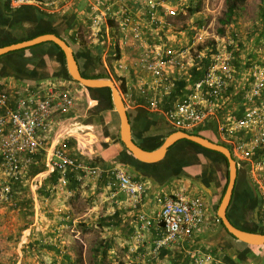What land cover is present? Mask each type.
I'll return each instance as SVG.
<instances>
[{"label": "crops", "instance_id": "1", "mask_svg": "<svg viewBox=\"0 0 264 264\" xmlns=\"http://www.w3.org/2000/svg\"><path fill=\"white\" fill-rule=\"evenodd\" d=\"M212 1L216 5L209 7L210 0H201L200 9L193 13L189 9L195 7L196 0H120V4L114 0H74L65 7L58 4L39 10L58 22L68 41L73 40L76 55L89 77L95 74L92 62H101L108 73L110 62L114 73L125 79L123 98L133 136L145 129V119L140 116L148 112V100L155 95L143 97L137 89L139 80H150V75L138 64L141 54L157 49L165 56V49L186 48L202 27H209L206 44L213 41L227 49L240 43L244 51L252 50L264 40L263 16L247 28L235 26L236 22L230 24L225 34L219 35L218 28H213L214 17L225 7L226 0ZM3 2L0 0V8ZM259 4L263 13L264 1ZM92 6L110 7L114 16L93 27ZM121 7L130 17L125 42L118 27ZM243 7L249 11L248 0ZM168 10H174L176 16L170 17ZM150 12H154L157 23L150 21ZM3 20L0 19V26L6 27L8 22ZM168 22L170 26L165 25ZM115 48L119 50L117 61L113 60ZM243 56L245 63L247 52ZM60 60L57 49L50 43L0 57V91L7 95L10 107L15 108L29 90L50 85L74 98L66 115L54 117L44 133V149L32 157L18 181L5 178L0 159V185L8 182L12 193L11 202L0 198V264H264V248L245 251L220 224L218 208L227 185L228 163L225 168L221 156L180 142L173 144L160 162L145 164L115 145L114 133L111 139L99 138L94 127L104 122L96 112L93 93L70 79L58 77L65 66ZM121 64L127 70H119ZM238 74V78L246 76V71ZM169 75L178 79L179 71L171 70ZM239 94L242 91L231 96V108L242 105L243 96ZM169 95L157 96L160 104L165 99V109L172 105ZM176 100L180 102L183 98L177 96ZM163 120L165 130H169L171 127ZM208 124L211 129L205 128L204 135L224 144L217 131L218 121L212 119ZM237 135L244 138L240 133ZM57 149L92 166H119L131 179L144 185L141 202L135 204L103 174L91 177L75 173L70 179L66 174L63 182L59 174L54 180L52 163L57 160L54 155ZM231 157L237 170L233 189L237 210H228L229 204L227 216L231 223L237 222L248 230H262L260 200L253 196L246 172L232 154ZM176 194L200 198L205 208L204 222L185 240L157 249L156 244L163 236L157 215L165 200ZM204 256H210V260L199 263Z\"/></svg>", "mask_w": 264, "mask_h": 264}, {"label": "built area", "instance_id": "2", "mask_svg": "<svg viewBox=\"0 0 264 264\" xmlns=\"http://www.w3.org/2000/svg\"><path fill=\"white\" fill-rule=\"evenodd\" d=\"M73 2L74 0H8L12 9L28 5L41 10L58 4L65 7ZM114 3L120 4V0H114ZM92 11L93 27H98L114 16L110 7L98 9L92 6ZM166 13L170 17L176 16L174 10H168ZM121 14L118 27L121 39L125 42L128 40L130 17L123 7ZM149 15L150 21L157 23L154 12ZM165 25L170 26L169 22ZM208 28L202 27L201 32L194 35L192 44L186 48H171L165 56L160 55L157 49L141 54L138 64L150 75V80H139L137 89L143 97L155 94L148 100L147 111L162 116L174 130L189 131L212 119L218 121L217 131L224 145L258 191L260 224L264 228V60L252 70L246 71V76L240 77L239 89L244 88L248 80L250 82L247 91L243 92L242 105L238 108H231L230 99L224 95L229 82L234 78L230 64L232 54L216 42L204 76L193 85L192 92L185 99L175 104L173 109L161 110L157 98H164L173 90L176 79L170 77L171 70H186L195 57H200L198 47L206 44ZM258 49L264 51V40ZM118 69L127 70V67L121 64ZM121 96L124 101V93H121ZM73 104L74 98L70 93L55 89L53 85L29 90L18 100L15 108L8 105L7 95L0 91V159L7 180L15 181L22 177L32 157L44 149V133L54 117L66 115ZM238 133L244 138L240 139ZM54 155L57 160L52 166L59 171L62 182L68 169L91 177L103 174L135 204L141 202L145 192L144 185L131 179L119 166L100 168L75 162L61 149L55 150ZM0 198L5 202L12 201L8 182L1 186ZM204 218L205 208L200 198L184 194L169 197L157 215V222L163 229V236L156 244L157 249L166 244H177L190 237L193 231L203 224ZM209 260L210 256H204L199 263Z\"/></svg>", "mask_w": 264, "mask_h": 264}, {"label": "trees", "instance_id": "3", "mask_svg": "<svg viewBox=\"0 0 264 264\" xmlns=\"http://www.w3.org/2000/svg\"><path fill=\"white\" fill-rule=\"evenodd\" d=\"M245 1L246 0H226L225 1V12H224L223 16L218 20L220 25L223 26L217 30L219 35L225 34L227 24L228 25L234 24L236 22L237 17H238V12L243 8ZM261 1L263 2L264 0H261ZM1 5L2 6L0 8V15H1L0 19H4L3 22H8V25L6 27L0 26V47L8 46L11 44H16V43H19V42L25 41V40H30V39H33L37 36H41V35H45V34H55L59 38L63 39L72 48L75 59L77 61V64H78V67L80 70V73L82 74V76L84 78H86V79H109V78H113L115 80V82L117 83L120 92L121 93L125 92V90H126V83L125 82L126 81L123 77L114 73V68H113L114 66H112V64L110 62L108 63L110 73H108L106 71V69L103 67L101 62H95V63L92 62L93 64H91V67L95 71V74L91 75V77H89V75L86 74L87 73L86 68L82 65L80 58H78V56L76 55V52H75V49H74V46L72 43L73 40H72V42L68 41V39L60 31V28L58 27L59 26L58 22L51 21L49 18L50 17L49 14L42 12L41 10H39L33 6H28V5L27 6H21V7L16 8V9H12L9 6L8 0H5V2L1 3ZM194 5H195V7L189 9V11L192 13L196 12L200 9L201 0H196ZM262 10L264 13V6H263ZM263 17H264V14H263ZM110 26H113L112 23H110ZM261 35L263 37L264 33H261ZM263 39H264V37H263ZM50 44H53V43H50ZM40 45H42V44H40ZM214 45H215V42L209 41L204 46L198 47V50L200 52V57L199 58L195 57L193 59V61L189 64V66L187 67L186 70H180L179 71L178 79L176 78V80H175V86H174L173 90H171L169 92L170 95L168 94L170 96V99H171L170 102L172 101L171 107L169 106L170 108L168 107V109H165V99H164V100H162V102L160 104L161 110L173 109L175 104L178 103L177 100L174 102V100L177 99V96L178 97L180 96L183 99H185L192 92L193 85L202 79L208 65L210 64V56L212 53H214V49H213ZM37 46H39V45H37ZM54 46L57 49L58 54L60 56V59H61L60 62L64 63L63 52L56 45H54ZM34 47H36V46H34ZM31 48H33V47H31ZM31 48H26L23 50L10 52L6 55L21 52V51L28 50ZM228 50L232 54V60H231L230 64H231L232 74H233L234 78H233V80H231L229 82V85L226 88L224 95H225V97L229 98L231 101L232 100L231 96H233L234 92L242 91V93H243V92L247 91L248 86H249L248 82H250V80H248V82L244 86V88H242L241 90H238V88L240 87L239 84L241 83L240 78H238V75H239L238 73H240L242 70L250 71V70H252V68L254 66L260 65L261 62L264 60V51H260L257 47L255 49H252V50L247 49L244 51V46L240 43L236 47H228ZM149 51L150 50H148L147 52H149ZM147 52H145V53H147ZM166 52H167V49H165V54H166ZM244 52H247V58H246L245 63H243L244 62L243 61ZM115 53H116V55H115L113 60L117 61L119 59L118 48H115ZM6 55H3V56H6ZM3 56H0V57H3ZM57 75H58V77L70 79V77L68 76L64 66L61 67V69ZM179 76H181V77H179ZM72 82L77 83L75 81H72ZM186 86L187 87L189 86L190 90H186L185 89ZM87 90L90 91L91 93H93L92 96H93L94 100L97 102L96 112H98V116L100 117V121H103L105 123V125L109 126V129H111L112 132L115 134L114 138H113V143L115 145H118L119 147H121L123 152H127L126 149L124 148L123 144L120 142L118 134H117L118 128H119L118 119H117L115 112L113 111V105L111 102V95H110L109 89L104 88V89H95V90L87 89ZM239 95H240V97L243 96V94H239ZM127 115H128V113H127ZM157 115L158 114H154V113H150V112L142 114L140 116V118L145 119V123L143 124L145 129L143 130V132H134L133 133L134 142L139 147H141L142 149H144L146 151H154L155 149H157L162 144L165 136H167L168 134H170L172 132H175V130H173L171 128L169 130H165V123H164L163 118L161 116H159V115L157 116ZM128 119H129V124L131 126V131H133L132 125L130 123L129 115H128ZM146 123H147V125H146ZM205 128L211 129V125L206 123V124H203L202 126L195 127L192 130L182 131V132L190 134V135H194V136H199V137H202V138L209 140L212 143L225 146L220 141H217V140L212 139L210 137L209 138L206 137L203 133ZM145 131H147V132H145ZM135 139H137V140H135ZM137 141H139V142H137ZM180 142L185 143L187 146H189L191 148L201 149L204 152H212V153H215V154L221 156L223 158V163H224L225 168H226L227 161L223 157V155H221L217 152H213V151L204 149V148L200 147L199 145L192 143L190 141H187V140L178 141V142H176V144L180 143ZM173 146L170 149H172ZM72 160H74L75 162H80V159H78V158H73ZM89 165H91V164H89ZM67 171L68 172H66V174H67V177L69 176L68 177L69 179L72 178V176H74L75 173L81 174L80 172L73 170V169H68ZM53 174H54L53 178L55 180V179H57V176H59V171L55 169ZM16 181H18V180L11 181V182H16ZM232 196L233 197H232V200H231V203H230L228 210H230V209L231 210H237L236 209L237 207L235 204V202H236L235 199L237 196L235 195V191L233 192ZM232 223L235 227H237L243 231H249V232L264 234V228L262 230H259V231L248 230V229L244 228L243 226H241L240 224H238L237 222L232 221ZM220 224L222 226L221 222H220ZM222 228L224 229L223 226H222ZM225 232H226V230H225ZM229 236L233 240H235L240 245L241 248H244L245 251L264 248V246L263 247H247L246 245L238 242L231 235H229ZM240 257H241V259H243L242 255Z\"/></svg>", "mask_w": 264, "mask_h": 264}, {"label": "water", "instance_id": "4", "mask_svg": "<svg viewBox=\"0 0 264 264\" xmlns=\"http://www.w3.org/2000/svg\"><path fill=\"white\" fill-rule=\"evenodd\" d=\"M43 43H53L56 45L64 55L65 70L72 81L77 82L81 87L89 90L95 89H109L111 95V102L113 105V111L118 119V137L123 144L127 152H129L134 159L145 164L158 163L164 159L167 155L170 147L180 140H187L199 145L200 147L217 152L226 159L228 163L227 170V185L224 195L221 199L218 216L221 219L222 226L226 232L234 237L238 242L250 246V247H263L264 246V234L254 233L249 231H243L235 227L227 216V208L232 199V193L235 186V180L237 175L236 165L231 157L230 151L227 147L215 144L209 140L184 133L182 131H176L164 138L162 144L154 151H146L139 147L133 140L131 126L125 108L124 101L121 96V92L112 79H86L80 73L77 61L75 59L72 48L61 38L55 34H45L37 36L30 40H25L16 44H11L0 48V56L8 54L10 52L31 48ZM252 193L255 195L254 187L250 185Z\"/></svg>", "mask_w": 264, "mask_h": 264}, {"label": "rangeland", "instance_id": "5", "mask_svg": "<svg viewBox=\"0 0 264 264\" xmlns=\"http://www.w3.org/2000/svg\"><path fill=\"white\" fill-rule=\"evenodd\" d=\"M259 1L260 0H248V4H249V11H248V7L246 8V10H244V7L238 12V17H237V20H236V23L234 24L235 26H242L243 28H247V27H249V26H251V24L253 23V22H255L257 19H259L260 20V18L263 16V13H261V9H259V7H260V4H259ZM213 4V5H212ZM214 5H216V2L215 1H212V0H210V3H209V7H211V6H214ZM263 5H261V7H262ZM224 12H225V7H223V8H221V9H219V12L218 13H216L215 14V24H214V26H213V28L215 29V28H221V27H223V26H221L220 25V23L218 22V20L223 16V14H224ZM264 18V17H263ZM230 25V24H229ZM228 26V24L226 25V27ZM210 30H212V29H210ZM110 79H112V81H114V83L117 85V83L115 82V80L113 79V78H110ZM117 87H118V85H117ZM98 126H97V128L96 127H94V130H95V132L97 133V136L99 137V138H103V139H105V136L107 137V138H110L111 137V135L113 134V132H112V130L111 129H109V126H106L105 125V123L103 124V123H101V124H97ZM112 132V133H111ZM115 135V134H114ZM166 137V136H165ZM164 137V138H165ZM111 139V138H110ZM5 183V182H4ZM4 183H2L1 185H0V189H1V186L4 184ZM254 191H255V195H254V193H252L253 194V196H255V198L258 200L260 197H259V195H258V191H256L255 189H254ZM253 198V197H252ZM254 199V198H253ZM260 200V199H259Z\"/></svg>", "mask_w": 264, "mask_h": 264}, {"label": "flooded vegetation", "instance_id": "6", "mask_svg": "<svg viewBox=\"0 0 264 264\" xmlns=\"http://www.w3.org/2000/svg\"><path fill=\"white\" fill-rule=\"evenodd\" d=\"M254 197H255V196H254ZM250 198H251V197H250ZM250 198H248V200H249ZM251 202H252V201L250 200L249 203H251Z\"/></svg>", "mask_w": 264, "mask_h": 264}]
</instances>
